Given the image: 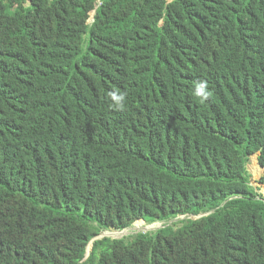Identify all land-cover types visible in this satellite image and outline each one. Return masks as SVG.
Returning a JSON list of instances; mask_svg holds the SVG:
<instances>
[{"label":"trees","instance_id":"obj_1","mask_svg":"<svg viewBox=\"0 0 264 264\" xmlns=\"http://www.w3.org/2000/svg\"><path fill=\"white\" fill-rule=\"evenodd\" d=\"M254 153L264 0H0V264H264Z\"/></svg>","mask_w":264,"mask_h":264},{"label":"rangeland","instance_id":"obj_2","mask_svg":"<svg viewBox=\"0 0 264 264\" xmlns=\"http://www.w3.org/2000/svg\"><path fill=\"white\" fill-rule=\"evenodd\" d=\"M246 170H247V175L249 177V183L259 193H261L264 198V186L261 183H259V179L263 172V169L257 161V153H254L248 156V159L246 161ZM188 217L194 218L195 216L190 215ZM184 218H186L185 215H180V216L171 218L166 221L163 220V221H154V222H146L143 219H138L130 225L128 232H125L124 230H122L119 233H117L115 236H111V237L122 238L123 241L127 244V243H130L128 241L132 240L133 236L137 232L148 233L151 231H155L161 227H167V228H170L171 230H174L179 226L178 221ZM104 231H114V229L102 230V232Z\"/></svg>","mask_w":264,"mask_h":264},{"label":"clouds","instance_id":"obj_3","mask_svg":"<svg viewBox=\"0 0 264 264\" xmlns=\"http://www.w3.org/2000/svg\"><path fill=\"white\" fill-rule=\"evenodd\" d=\"M207 88H208L207 83L201 81L196 90V95L201 99H207V97L210 95V92L207 90Z\"/></svg>","mask_w":264,"mask_h":264},{"label":"water","instance_id":"obj_4","mask_svg":"<svg viewBox=\"0 0 264 264\" xmlns=\"http://www.w3.org/2000/svg\"><path fill=\"white\" fill-rule=\"evenodd\" d=\"M262 169H263V168H262ZM263 171H264V169H263ZM200 216H201V215H198V216H195L194 218H198V217H200ZM102 237H111V236H109V235H104V234L102 233V231H101L100 233H98V235H96L95 237H93V238L89 241L87 247L90 245V249H91L92 241L95 240V239H100V238H102ZM111 238H114V237H111ZM88 254H89V252H87V248H86L84 258H86V257L88 256ZM84 258H83V259H84Z\"/></svg>","mask_w":264,"mask_h":264},{"label":"bare ground","instance_id":"obj_5","mask_svg":"<svg viewBox=\"0 0 264 264\" xmlns=\"http://www.w3.org/2000/svg\"><path fill=\"white\" fill-rule=\"evenodd\" d=\"M130 226H127V227H125L123 230L125 231L127 228H129ZM162 228V227H161ZM122 231V230H121Z\"/></svg>","mask_w":264,"mask_h":264}]
</instances>
